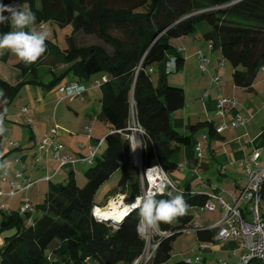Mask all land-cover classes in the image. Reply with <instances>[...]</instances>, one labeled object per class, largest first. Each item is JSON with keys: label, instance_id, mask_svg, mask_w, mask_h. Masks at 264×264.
Here are the masks:
<instances>
[{"label": "trees", "instance_id": "obj_1", "mask_svg": "<svg viewBox=\"0 0 264 264\" xmlns=\"http://www.w3.org/2000/svg\"><path fill=\"white\" fill-rule=\"evenodd\" d=\"M5 4L21 3L36 15V22L49 21L64 28L72 26L65 51L47 43L46 53L35 63L22 60L15 64L18 82L9 84L0 76V129L4 116L27 85L52 89L67 75L71 82L88 86L95 75L106 78L102 90L98 119L110 132L85 172V185L80 187L71 172L67 184H50L44 202L37 206L40 216L3 213L0 231L14 230L0 245V264H136L146 249L140 233L139 209L128 212L119 221L105 223L93 215L99 190L120 172V180L110 196L127 194V206L142 194L140 169L136 166L129 136L131 118L145 136L141 153L142 169L155 165L170 176L177 171L183 147L192 144V134L212 123L190 126L189 134H181L172 123L173 113L185 107V90L168 80L165 72L155 86L152 74L157 66L176 58L177 70L185 57L172 41L190 36L201 24L207 25L203 38L213 50H219L233 67V81L239 88L252 90L264 66V0H3ZM0 25V32L9 31ZM96 36L106 45L79 46L77 36ZM9 54L0 53L7 63ZM48 59L50 67L41 72L39 65ZM62 66V68H58ZM153 69V72L150 70ZM51 78L45 83L46 78ZM6 133L0 131V154ZM2 160V159H1ZM0 160V161H1ZM76 167V166H74ZM134 172V176L131 173ZM168 187L153 198L168 199L181 190L189 208L184 216L171 223H159L165 235L156 236L151 244L147 264H200L190 257L171 263L173 245L196 225L193 210L209 201V193L194 192L190 187ZM99 211V210H98ZM36 212V211H35ZM216 232L197 229L201 242H213ZM59 246L52 254L47 250L53 241Z\"/></svg>", "mask_w": 264, "mask_h": 264}, {"label": "crops", "instance_id": "obj_2", "mask_svg": "<svg viewBox=\"0 0 264 264\" xmlns=\"http://www.w3.org/2000/svg\"><path fill=\"white\" fill-rule=\"evenodd\" d=\"M196 32L172 41V45L178 51L183 52L185 57L181 71L171 73L183 72L180 77L173 79V84L185 90V107L172 115L174 128L181 134H189L190 126L200 122L212 123L217 128L223 121L217 115V103L221 98L235 99L238 103L237 108L227 113L225 121L228 125L235 120L237 115L247 118L248 123L235 128L229 127L222 134L215 133L214 136L209 135L208 128L196 131L192 134V144L181 149L179 168L170 175V178L181 189L190 187L194 192L221 194L227 203L234 204L241 190L247 185L245 168L241 163L247 160L255 149L263 152L262 160H264V66L260 69L252 90L239 88L234 84L233 70L227 69L228 61L223 58L222 53L219 50L211 51L209 43L203 38V33ZM199 52L208 55L210 59V64L205 71L200 69ZM159 67L162 76L166 72L165 66L160 65ZM215 76L220 78L219 84L213 82ZM87 87L88 90L82 97L69 101L64 99L59 88L24 86L6 114L2 116L6 137L1 152L3 159L0 163L7 161L8 165L0 167V172L8 173V179L6 182L0 181V190L8 193L12 185L21 188H27L30 182L33 185L14 197L0 198V206L7 207L6 211L0 210V221L3 213L20 214V209L26 199L30 200L36 211L37 206L41 204L40 199L46 196L49 185L54 179L61 175H70L71 172L75 173V167L67 166L58 170L55 161L47 163L44 158L38 160L40 154L36 143L50 136L55 125L59 128L58 141L63 143L71 154L79 157H88L91 149L100 140L105 139L110 132L108 126L99 127L96 123H90L93 122V117L96 116L98 119L101 95L97 96L100 99V106H96L98 99L91 100V89L95 86L89 87L88 85ZM24 88L28 89L26 94L29 100L21 103L20 94ZM98 88L101 90L100 87ZM63 103L67 104L66 107L62 105ZM24 108H28L29 112L24 113ZM62 108H66L68 112L65 113V109ZM92 108L95 110L94 115L89 112ZM63 119H67L68 122L66 123ZM30 120H32L31 123ZM86 125H91V135L84 133ZM10 142L20 143V145L18 144L16 148L10 147ZM141 142L144 144L142 139L139 141L140 154L142 153ZM198 144L202 146L200 159L195 149ZM51 166H53V171H50ZM40 169L44 170V176L39 175ZM17 173L21 176H17ZM131 176H134V172ZM46 177H50L51 180L47 181ZM112 191L106 195L107 200L104 205L106 210L111 208L114 197L110 196ZM124 196L127 205L128 196L127 194ZM263 199L264 186L262 187ZM196 210L195 226L217 232L214 227L224 218V212L220 206L216 213ZM203 213H208L210 216L203 217ZM262 215L264 216V203L262 204ZM184 235L195 239L192 251L196 259H200V264L215 263V254L219 255V262L237 264L238 258L246 252L241 247L240 241L201 242L197 231ZM2 242L0 240V245Z\"/></svg>", "mask_w": 264, "mask_h": 264}, {"label": "built area", "instance_id": "obj_3", "mask_svg": "<svg viewBox=\"0 0 264 264\" xmlns=\"http://www.w3.org/2000/svg\"><path fill=\"white\" fill-rule=\"evenodd\" d=\"M209 48L212 51V46L209 44ZM200 60V69L205 71L210 64V59L208 55L202 52L198 53ZM167 74H171L177 71L176 58L171 57L165 69ZM153 72V69L150 70ZM106 78L103 77L102 81H97L96 86L100 87ZM213 82L219 84L220 78L215 76ZM80 89H83L81 91ZM88 90V87L84 84L78 82H70L69 84L60 87L59 91L64 95V99L69 101H74L76 98L82 97ZM238 107V103L235 99L221 98L217 103V115L222 118V123L216 128V133L218 135L222 134L229 127H239L244 126L248 123V119L237 115L235 120L228 125L225 121L227 113ZM24 113H28L27 108L23 109ZM30 123L32 120L29 121ZM134 126L130 128L134 135H130L129 139L132 144V149L135 150L136 144L139 145L140 139H144L145 133L143 129L134 120ZM84 133L86 135H91V125H86L84 127ZM59 128L57 126L53 127L51 134L48 137L43 138L41 141L36 143V148L40 154L39 159H45L47 163L49 161H55L58 165V170L67 166H77L79 164H91L99 153V149L102 148L104 139L100 140L98 144L91 149V154L88 157H79L71 154L67 147L58 141ZM141 149L143 148V143L141 142ZM10 147H18V143L10 142ZM196 153L198 158L202 157V146L201 144L196 145ZM263 152L260 149H255L251 156L243 161L241 165L245 168V177L247 179V185L241 190L239 197L235 200L234 204L227 203L221 194L209 193V201L202 207L201 211H206L209 213H216L218 207L224 212V218L219 222L214 229H217L214 242L221 241H240L242 248L246 250L237 261V264H264V216L261 212V202H262V187L264 186V160H262ZM3 159V153L0 154V160ZM140 169V180L142 194L139 199H143L145 196L154 197L157 194H162L157 191L161 186L171 187L177 189L176 185L171 180L170 176L159 166L158 164L147 169ZM8 173L0 172V181L6 182L8 179ZM17 176H21L17 173ZM51 178H47L50 181ZM33 185L30 182L27 188H21L17 185H12L10 191L5 193L0 190V198L3 196L14 197L18 193L23 192ZM137 198V199H138ZM113 202L121 207L127 206L125 204V196L118 194L114 197ZM137 201V200H136ZM218 204V205H217ZM129 211L132 207L127 206ZM1 211H6L7 207L5 205L0 206ZM98 210L105 211L106 209L95 208L93 210V215L100 220H102ZM35 212L29 199H26L20 209V215H33ZM198 227L195 226L193 229L184 231V234H188L191 231H197ZM142 258V257H141ZM150 255H147V261L150 260ZM140 260V259H139ZM139 260L136 262L138 264ZM189 261H192L190 258ZM198 258L196 261L199 262ZM217 264H227L219 262Z\"/></svg>", "mask_w": 264, "mask_h": 264}, {"label": "rangeland", "instance_id": "obj_4", "mask_svg": "<svg viewBox=\"0 0 264 264\" xmlns=\"http://www.w3.org/2000/svg\"><path fill=\"white\" fill-rule=\"evenodd\" d=\"M33 28H35L38 31L39 30L47 31L49 33L47 41L50 44L54 45L55 47H58L60 50L65 51L68 48L67 36H70L72 34V31H73L72 26H66L64 28H61V27L57 26L56 24H54L52 22L44 21V22H40V23H35L33 25ZM207 28H208L207 25L203 23V24L198 26L196 33L201 34L205 30H207ZM77 40H78V45L79 46H90V45H101V46H103V45H105L103 43V41L98 39L96 36H87V35H84V34H79L77 36ZM0 53L1 54H7V53L9 54V59H8L7 63L0 62V76L2 78H4L8 83H10L12 85H15L18 82L17 81L18 80L17 76L19 74V72L15 68V64L20 62L21 59L18 58L14 53H12L11 51H9L7 49L0 50ZM49 67H50V61L48 59H46L45 61H43L39 65V68H40L41 72H44V73L47 72ZM58 68L60 69V68H62V66H59ZM227 69L228 70L230 69L231 71L233 70V67L231 66V64L229 62H227ZM182 73L183 72H178L176 74H170L168 76V80L170 81V83L173 84V82H174L173 79L180 77L182 75ZM160 76H161L160 75V67L157 66V67H155L154 73L152 74V80H153V83H154L155 86L158 85V81L160 79ZM50 79L51 78H49V77L46 78L44 80L45 83L46 84L49 83ZM71 80H72V76L71 75L65 76L57 84L56 88L60 89V87H63L65 85L69 84ZM97 81H102V75H100V74L99 75H95L93 77V79L91 80V82L88 84L89 87L95 86L94 89H91V93H92L91 100L92 101L95 100V99H98L97 98L98 95H101L99 97L100 99L102 97L101 90H99L98 86H96V82ZM175 84H176V82H175ZM27 92H28L27 88H24V90L21 92V94H20L21 103L26 102L27 100H29L28 99L29 96H28V94H26ZM100 99H98V102H96V106L97 105L100 106V102H99ZM62 105L66 107L67 104L63 103ZM62 109H65L64 110L65 113L68 112V110L66 108H62ZM89 112H91V114L94 115L95 110L92 108ZM97 118H98V116H97ZM65 120H66V123H67L68 120L67 119H65ZM134 120L135 119L132 116V118H131V126L132 127L134 126L133 125L134 124ZM90 123L91 124L92 123H96V125L98 124L99 127H107L106 124L101 122L99 119H96V116L93 117V122H90ZM55 126L58 127V125H55ZM132 135H134V132H132ZM18 144L20 145V143H18ZM139 148H140L139 145L136 144L135 150L133 149L134 150V153H133L134 161H135V164H136V166L138 168L141 166V156H140L141 154L139 152L140 151ZM99 152H100L99 155H101L103 153V149H101ZM88 168H90V166L86 165V164H79V165H77L75 167V177H76L77 183H78V185L80 187L85 185V182H86L85 172H86V170ZM50 171H53V166L50 167ZM39 175L40 176H44V170L40 169V174ZM65 176H69V174L61 175V176L57 177L56 179H54L53 184H55V185L61 184V183L62 184H67L68 183V177H65ZM120 176H121L120 172H117L99 190V192L97 193V196H96V202H97L98 205L104 206L106 204V200H107L106 199V195L111 190H114L117 187L118 182L120 180ZM137 176L139 177L140 175H137ZM47 178H49V177H46V179ZM50 184H52V183H50ZM38 185H40V184H38ZM43 186H45V184H43ZM44 189H45V187H44ZM46 191H47V188H46ZM116 196H114V197H116ZM44 198H45V196H44ZM44 198L42 197L40 199L39 202H41V204L44 202ZM263 203H264V199L262 200V203H261V212H262V204ZM192 213L194 215H196L197 214V210H193ZM33 215H34V217H36V216L38 217V216H40V213L36 209V212H34ZM202 216L203 217H209L210 215L208 213H203ZM214 216H216V215L214 214ZM139 229H140L141 235L146 240V249H145V252H144L142 258H140L138 264H147L148 261H149V260L147 261V255H150V253H151V252L149 253V251H151L150 247H151V244H152L154 238L156 236L165 235V234L160 232L157 224H151L150 225V224H148L146 222H143V221H141V225H140ZM14 233H15L14 230L4 231V232L0 231V240L3 241L5 237L12 236ZM194 244H195V239H193V237L186 236L184 234L181 235L176 240V242L173 245V253H172L171 263H174L176 261L182 260V259L187 258V257H190L192 259V261H196L197 259H196L195 255H194L193 251H192ZM58 246H59V241L58 240L53 241L52 244L50 245L49 249L47 250V254H49V255L52 254L53 250L55 248H57ZM214 258H215L214 259L215 263H213V264H217L219 262V260H220L219 259V255L215 254ZM43 264H54V263H53V260H49L48 262H45Z\"/></svg>", "mask_w": 264, "mask_h": 264}, {"label": "clouds", "instance_id": "obj_5", "mask_svg": "<svg viewBox=\"0 0 264 264\" xmlns=\"http://www.w3.org/2000/svg\"><path fill=\"white\" fill-rule=\"evenodd\" d=\"M35 13L21 3L5 4L0 0V25H7L9 31L0 32V50H9L24 63L37 62L47 51L49 33L45 30H36ZM83 91V89H80ZM3 131V129H0ZM8 162L0 163V167H7ZM166 186L157 189L164 193ZM168 199H156L145 196L137 199L130 205L133 210L139 209L138 216L148 224L171 223L176 218L184 216L189 208L184 194L177 190L175 195L169 193Z\"/></svg>", "mask_w": 264, "mask_h": 264}, {"label": "bare ground", "instance_id": "obj_6", "mask_svg": "<svg viewBox=\"0 0 264 264\" xmlns=\"http://www.w3.org/2000/svg\"><path fill=\"white\" fill-rule=\"evenodd\" d=\"M129 209L127 206L119 208L116 204L111 202V208L105 211L99 210L98 213L101 217L110 220L111 222L115 220L124 219L128 215ZM151 251H149L150 253Z\"/></svg>", "mask_w": 264, "mask_h": 264}, {"label": "water", "instance_id": "obj_7", "mask_svg": "<svg viewBox=\"0 0 264 264\" xmlns=\"http://www.w3.org/2000/svg\"><path fill=\"white\" fill-rule=\"evenodd\" d=\"M101 219H102L101 221H102V222H105V223H110V222H111L110 220H108V219H106V218H103V217H102ZM113 222H115L116 224L119 223V221H116V220L113 221Z\"/></svg>", "mask_w": 264, "mask_h": 264}]
</instances>
